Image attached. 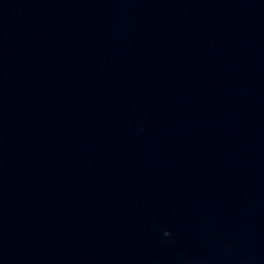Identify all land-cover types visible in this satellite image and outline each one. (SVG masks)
<instances>
[{"label":"water","instance_id":"95a60500","mask_svg":"<svg viewBox=\"0 0 264 264\" xmlns=\"http://www.w3.org/2000/svg\"><path fill=\"white\" fill-rule=\"evenodd\" d=\"M0 264H264V0H0Z\"/></svg>","mask_w":264,"mask_h":264}]
</instances>
